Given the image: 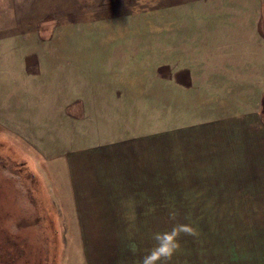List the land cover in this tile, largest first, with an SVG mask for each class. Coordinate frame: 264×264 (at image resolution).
Wrapping results in <instances>:
<instances>
[{
	"label": "rangeland",
	"instance_id": "obj_1",
	"mask_svg": "<svg viewBox=\"0 0 264 264\" xmlns=\"http://www.w3.org/2000/svg\"><path fill=\"white\" fill-rule=\"evenodd\" d=\"M0 33L64 54L68 84L92 54L115 94L54 155L0 96V264H142L179 224L169 264H264V97L239 137L205 129V0H0Z\"/></svg>",
	"mask_w": 264,
	"mask_h": 264
},
{
	"label": "crops",
	"instance_id": "obj_2",
	"mask_svg": "<svg viewBox=\"0 0 264 264\" xmlns=\"http://www.w3.org/2000/svg\"><path fill=\"white\" fill-rule=\"evenodd\" d=\"M27 39L22 36V41L14 46L13 38L0 33V74L4 75L3 71L12 74L14 69L18 74L11 80L12 84L16 82L15 87L10 89V84L0 96L10 106L9 116L20 110L19 120L25 121L28 139L38 146L42 141L45 154L63 153L59 142L65 139V122L82 124L81 119L89 114L99 119L101 114L108 113V108L110 115L114 113L110 106L115 101L112 76L106 79L109 72L106 68L102 70L104 75H99L93 68L92 54L84 68L82 57L87 56L80 54L68 84L66 71L70 70L66 69L64 54L39 53L28 42L34 37ZM27 55L30 64L23 60ZM100 63L97 61V65ZM87 69L86 80L82 73ZM262 97L264 0H205V129L219 131L224 124L234 131L232 137H239L236 132L242 129V122L259 119L258 98ZM76 131L81 137H88L80 127Z\"/></svg>",
	"mask_w": 264,
	"mask_h": 264
},
{
	"label": "clouds",
	"instance_id": "obj_3",
	"mask_svg": "<svg viewBox=\"0 0 264 264\" xmlns=\"http://www.w3.org/2000/svg\"><path fill=\"white\" fill-rule=\"evenodd\" d=\"M174 218V217H173ZM181 234L196 236V230L189 224L173 226L170 231L159 232L154 235L155 246L146 255H143L142 264H169L181 245L179 237ZM129 251L135 255L139 249L136 243L128 245Z\"/></svg>",
	"mask_w": 264,
	"mask_h": 264
}]
</instances>
